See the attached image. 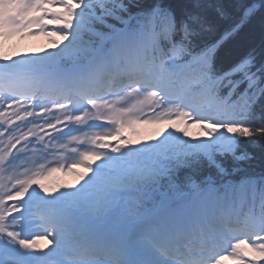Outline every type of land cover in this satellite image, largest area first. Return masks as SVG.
Instances as JSON below:
<instances>
[{
	"label": "snow or ice",
	"instance_id": "obj_1",
	"mask_svg": "<svg viewBox=\"0 0 264 264\" xmlns=\"http://www.w3.org/2000/svg\"><path fill=\"white\" fill-rule=\"evenodd\" d=\"M258 17L264 0H0V264H264V170L245 171L264 41L224 54ZM16 36L51 49L9 56Z\"/></svg>",
	"mask_w": 264,
	"mask_h": 264
},
{
	"label": "trees",
	"instance_id": "obj_2",
	"mask_svg": "<svg viewBox=\"0 0 264 264\" xmlns=\"http://www.w3.org/2000/svg\"><path fill=\"white\" fill-rule=\"evenodd\" d=\"M173 2L180 6L187 2V0H173ZM205 3H212L213 0H204ZM212 10L209 9V15H212ZM264 41V20L259 17L244 25L240 32L235 35L228 43L224 54L232 51L240 50L248 46H259ZM247 146V145H245ZM250 151L255 153V160L251 161L246 167L245 171L250 175L258 176L264 170V148L260 145L248 146ZM233 181L241 177H235L233 174Z\"/></svg>",
	"mask_w": 264,
	"mask_h": 264
},
{
	"label": "rangeland",
	"instance_id": "obj_3",
	"mask_svg": "<svg viewBox=\"0 0 264 264\" xmlns=\"http://www.w3.org/2000/svg\"><path fill=\"white\" fill-rule=\"evenodd\" d=\"M42 48L51 49V44L48 42L47 38L43 36H26L24 38H20L19 36L13 37L7 41H5L2 45V51L9 56H17L18 54H31L39 52ZM6 112L10 113L9 109H6ZM18 122V121H14ZM148 128H152L150 125H146ZM198 129L190 128L189 136L190 137H200L197 135ZM155 131H153L154 133ZM65 184H73L75 180L73 179H65L62 181Z\"/></svg>",
	"mask_w": 264,
	"mask_h": 264
},
{
	"label": "bare ground",
	"instance_id": "obj_4",
	"mask_svg": "<svg viewBox=\"0 0 264 264\" xmlns=\"http://www.w3.org/2000/svg\"><path fill=\"white\" fill-rule=\"evenodd\" d=\"M45 49H48V48H45Z\"/></svg>",
	"mask_w": 264,
	"mask_h": 264
}]
</instances>
